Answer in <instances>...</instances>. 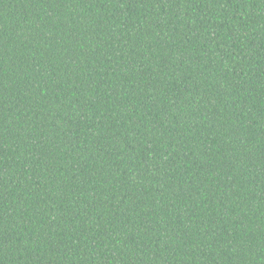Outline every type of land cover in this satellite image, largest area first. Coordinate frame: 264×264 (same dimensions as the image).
I'll return each mask as SVG.
<instances>
[{"label": "trees", "instance_id": "1", "mask_svg": "<svg viewBox=\"0 0 264 264\" xmlns=\"http://www.w3.org/2000/svg\"><path fill=\"white\" fill-rule=\"evenodd\" d=\"M0 264H264V0H0Z\"/></svg>", "mask_w": 264, "mask_h": 264}]
</instances>
